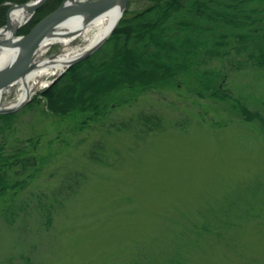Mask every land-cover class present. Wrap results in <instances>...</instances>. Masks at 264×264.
<instances>
[{"label": "rangeland", "instance_id": "1", "mask_svg": "<svg viewBox=\"0 0 264 264\" xmlns=\"http://www.w3.org/2000/svg\"><path fill=\"white\" fill-rule=\"evenodd\" d=\"M145 3L132 0L130 10ZM110 47L106 40L94 52ZM237 61L208 67L227 72L224 88L260 119L245 120L232 99L200 97L185 82L123 91L108 113L77 129L79 115L46 109L40 92L48 85L36 90L0 134L6 150L34 138L25 149L43 159L13 197L29 212L13 226L0 220V262L24 255L30 264H264V68ZM17 88L5 86L2 101ZM147 112L164 126L143 136L138 114ZM77 173L82 181L44 228L40 204Z\"/></svg>", "mask_w": 264, "mask_h": 264}, {"label": "trees", "instance_id": "2", "mask_svg": "<svg viewBox=\"0 0 264 264\" xmlns=\"http://www.w3.org/2000/svg\"><path fill=\"white\" fill-rule=\"evenodd\" d=\"M24 1L27 0H0V27L6 22L8 3ZM61 1L47 0L18 33H27L30 24ZM131 2L107 39L112 41L109 53L98 56L94 52L74 63L40 92L49 112L79 115L77 129H82L86 122L108 113L110 98L122 101L119 96L123 91L138 94L157 87L178 88L186 82L200 97L232 99V106L245 120L260 119L259 113L249 111L224 88L228 73L208 64L233 59L264 68V0H145V6L135 11L130 10ZM15 115L0 114V134L9 129ZM138 119L143 136L164 126L156 113H139ZM132 125L128 130L137 132L136 125ZM33 139L28 138L11 150H6L5 141L0 140V220L7 226H13L22 214L29 212L25 201L13 197L26 186L25 180L33 178L41 168L43 159L25 149V143ZM29 168L25 177H15ZM81 177L80 173L69 175L68 183L57 190V195L40 204L44 228L52 225L54 212L64 207L67 195L82 181ZM7 194L9 197L3 199ZM22 257V263L10 257L0 264H30L29 257Z\"/></svg>", "mask_w": 264, "mask_h": 264}, {"label": "bare ground", "instance_id": "3", "mask_svg": "<svg viewBox=\"0 0 264 264\" xmlns=\"http://www.w3.org/2000/svg\"><path fill=\"white\" fill-rule=\"evenodd\" d=\"M122 8L123 4L118 2L99 15L73 16L54 24L37 48L31 70L14 82L18 86L15 98L3 102V89H0V108L16 105L31 97L36 90L45 87L50 77L64 70L71 60L79 57L107 34L120 16ZM28 16L27 6L15 7L10 11L8 27L0 28V40L3 41L0 45V69L18 55L20 41L13 32ZM78 37L84 39L83 44H74ZM54 44H60L59 50L54 55L45 56Z\"/></svg>", "mask_w": 264, "mask_h": 264}, {"label": "water", "instance_id": "4", "mask_svg": "<svg viewBox=\"0 0 264 264\" xmlns=\"http://www.w3.org/2000/svg\"><path fill=\"white\" fill-rule=\"evenodd\" d=\"M31 1L32 0H28L22 3H9V6L7 8L6 23L4 27H8L10 11L15 7H20L23 5L27 6L29 16L27 17L25 22L18 25V27L13 32L14 36L19 37L20 49L18 55L13 57L11 61H8V63H6L5 66L0 69V89H3L5 86L14 83L21 75L31 70L33 65L32 62L37 48L50 32V29L54 24L73 16H96L108 10L116 3L121 2L123 4L121 14L117 18L113 26L110 28V30L107 32V34H105L99 41L88 48L79 57L71 60L64 70L48 80L47 85H51L71 65L89 56L101 44H103V42L107 40V38L112 34L117 24L119 23L129 0H62L56 8L44 15L26 34L17 35V31L19 30V28L28 23V21L32 18L34 12L38 8H40L47 0H34L32 3ZM2 43L3 41L0 40V45ZM30 99L31 97H28L16 105L0 108V113H11L21 108Z\"/></svg>", "mask_w": 264, "mask_h": 264}]
</instances>
